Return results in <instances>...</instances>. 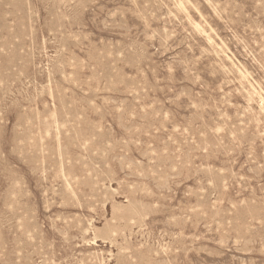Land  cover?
Wrapping results in <instances>:
<instances>
[{"label":"rangeland","instance_id":"rangeland-1","mask_svg":"<svg viewBox=\"0 0 264 264\" xmlns=\"http://www.w3.org/2000/svg\"><path fill=\"white\" fill-rule=\"evenodd\" d=\"M263 104L264 0H0V264H264Z\"/></svg>","mask_w":264,"mask_h":264},{"label":"bare ground","instance_id":"bare-ground-1","mask_svg":"<svg viewBox=\"0 0 264 264\" xmlns=\"http://www.w3.org/2000/svg\"><path fill=\"white\" fill-rule=\"evenodd\" d=\"M182 6V5H181ZM212 41H210V43H211ZM219 54V53H218ZM220 55V54H219ZM243 73V72H242ZM249 97V96H248ZM251 97V96H250ZM250 97H249V99H250ZM261 102H263L262 100H260ZM264 105V104H263ZM262 105V106H263ZM263 108V107H262ZM263 111V110H262ZM45 178V177H44ZM67 186H69V185H67ZM71 194V193H70ZM68 208V207H67ZM261 209V208H260ZM26 217V216H25ZM69 226V225H68ZM26 255V254H25Z\"/></svg>","mask_w":264,"mask_h":264}]
</instances>
